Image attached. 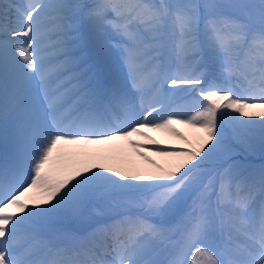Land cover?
Wrapping results in <instances>:
<instances>
[{"label": "snow or ice", "instance_id": "obj_1", "mask_svg": "<svg viewBox=\"0 0 264 264\" xmlns=\"http://www.w3.org/2000/svg\"><path fill=\"white\" fill-rule=\"evenodd\" d=\"M257 135L264 0H0V264H264V167L236 155ZM133 136L158 173L102 162Z\"/></svg>", "mask_w": 264, "mask_h": 264}, {"label": "bare ground", "instance_id": "obj_2", "mask_svg": "<svg viewBox=\"0 0 264 264\" xmlns=\"http://www.w3.org/2000/svg\"><path fill=\"white\" fill-rule=\"evenodd\" d=\"M16 3H23L24 0H13ZM73 2L79 3H91V0H73ZM118 39L114 37V41ZM79 53L87 62V66L94 69H99L106 77H111L115 73H120L121 75L126 74V67L123 66L122 61L120 59L119 51L116 48H112L109 54V59L106 64H100L98 58L96 57L94 51L91 48V45L81 42L79 46ZM189 108V105L186 106V111ZM253 111L259 112L260 109H255ZM178 119H182L184 117L177 116ZM252 119L259 120L261 117H253ZM175 127V126H174ZM180 132H182L188 139L192 142H195L197 138L202 135L196 129L188 127L186 125H178L176 127ZM148 132V135L156 139L160 142L162 146L165 147H188L184 141H181L168 133L162 131H150L145 129ZM259 137V135H257ZM132 140H136L141 144L147 145V148L135 149L133 148L127 141L119 140L112 142L111 145L104 146L105 148V156L102 162L108 166H112L114 168L119 169L124 174L131 176L135 173L146 174V173H158L159 169L157 166H166L168 162V158L157 155L154 150V146L150 145L147 140L140 136L131 137ZM260 139V138H259ZM3 151V144L0 142V153ZM137 151H143L145 156L149 157L151 160L155 161V164H151L148 160L142 158L137 155ZM237 158H242L237 155ZM144 161V162H143ZM252 167L259 169L260 167H264V160L259 161L258 163L253 165ZM191 203V201H189ZM102 210V206H98ZM136 208H130L129 211H137ZM93 212V216L96 219H103L101 215H97L93 209H90Z\"/></svg>", "mask_w": 264, "mask_h": 264}, {"label": "rangeland", "instance_id": "obj_3", "mask_svg": "<svg viewBox=\"0 0 264 264\" xmlns=\"http://www.w3.org/2000/svg\"><path fill=\"white\" fill-rule=\"evenodd\" d=\"M234 143L236 142L234 141ZM236 155L241 156L242 158L239 159L243 160L247 164H250L251 166L253 165L255 166L256 163H258L261 160H264V150L261 149L259 137L258 136L255 137L254 150L252 151H248L242 145L237 144ZM154 170H159V169L155 168Z\"/></svg>", "mask_w": 264, "mask_h": 264}]
</instances>
